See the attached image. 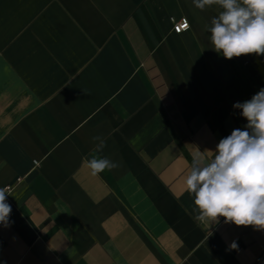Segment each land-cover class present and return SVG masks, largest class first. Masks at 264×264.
<instances>
[{
	"label": "crops",
	"instance_id": "0c3cea01",
	"mask_svg": "<svg viewBox=\"0 0 264 264\" xmlns=\"http://www.w3.org/2000/svg\"><path fill=\"white\" fill-rule=\"evenodd\" d=\"M193 0H0V264H264V230L197 223L186 177L247 121L264 55L212 49ZM171 18L190 28L175 34ZM119 167L93 175L94 154ZM35 163L37 165H35ZM237 248H231L232 243Z\"/></svg>",
	"mask_w": 264,
	"mask_h": 264
},
{
	"label": "clouds",
	"instance_id": "9594fccd",
	"mask_svg": "<svg viewBox=\"0 0 264 264\" xmlns=\"http://www.w3.org/2000/svg\"><path fill=\"white\" fill-rule=\"evenodd\" d=\"M194 6L205 11L218 6L217 15L205 25L211 35L212 49L225 59L249 54L264 55V0H193ZM233 108L247 121L243 129L235 128L219 140L214 157L203 154L193 159L186 177V188L193 198V219L197 223L254 226L264 230V88L250 99L236 102ZM94 154L83 163L93 175L112 171L119 164L99 156L106 146L100 136ZM7 188H0V225L10 224L11 205ZM231 248H237L235 242Z\"/></svg>",
	"mask_w": 264,
	"mask_h": 264
},
{
	"label": "built area",
	"instance_id": "2783aa9c",
	"mask_svg": "<svg viewBox=\"0 0 264 264\" xmlns=\"http://www.w3.org/2000/svg\"><path fill=\"white\" fill-rule=\"evenodd\" d=\"M170 20L172 23L173 32L175 34H182L186 31H188L190 28L189 21L186 18H180L179 20H175L174 18H171ZM35 165H37V164L35 163ZM5 188H7L8 192L11 189L10 186H6ZM6 197H7V194H6ZM7 203L10 204L8 197H7Z\"/></svg>",
	"mask_w": 264,
	"mask_h": 264
}]
</instances>
